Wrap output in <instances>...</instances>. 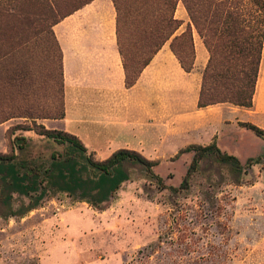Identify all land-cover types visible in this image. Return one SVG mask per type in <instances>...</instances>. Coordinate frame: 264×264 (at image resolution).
<instances>
[{
    "label": "rangeland",
    "instance_id": "374dc122",
    "mask_svg": "<svg viewBox=\"0 0 264 264\" xmlns=\"http://www.w3.org/2000/svg\"><path fill=\"white\" fill-rule=\"evenodd\" d=\"M34 6L23 5L17 17L3 20L10 37L3 45L8 54L0 57V153H10L16 138L25 136L23 148L15 147L19 159L51 160L54 151L68 154L73 149L28 128L36 122L64 130L61 118L5 119L11 113L25 114L34 108L59 111L64 106L62 47L55 22L62 19L68 4L63 2L53 12ZM184 28L192 31L193 38L198 32L191 19ZM164 50L170 52V42ZM203 62L200 58L189 80L183 81L189 84V95L177 101H194L206 66ZM168 70L171 82L181 80L182 76ZM16 72L24 76V82L12 87L6 78ZM263 75L264 69L260 95ZM163 82L159 79V84ZM145 93L140 87L132 98ZM192 108L195 105L188 104L182 113L192 114V137L183 134L162 140V128L139 135L145 142L146 153H141L159 162L155 171L167 189L135 168L103 211L58 194L24 217L0 215V264H264V136L248 124L253 112L229 102L203 111ZM126 137L139 140L129 133ZM213 140L223 152L240 159V181L225 164L204 159L190 187L180 189L194 153L177 156L179 150ZM22 142L18 139L17 145ZM126 143L122 145L127 147ZM88 151L101 160L111 155L103 147H88Z\"/></svg>",
    "mask_w": 264,
    "mask_h": 264
},
{
    "label": "trees",
    "instance_id": "16d2710c",
    "mask_svg": "<svg viewBox=\"0 0 264 264\" xmlns=\"http://www.w3.org/2000/svg\"><path fill=\"white\" fill-rule=\"evenodd\" d=\"M92 1L0 0V57L8 54L4 52L3 45L10 37V29L4 21L17 17L24 11L23 5L35 4L37 9L42 5L53 12L63 2H67V9L62 16L64 19ZM113 1L118 14V44L127 87L136 84L143 70L168 41L184 70H193L196 50L192 31L178 34L183 21L176 17L175 12L182 1L209 52L202 75L198 107L224 102L248 108L254 105L264 49V0H123L126 2L124 6L121 0ZM150 6L152 11L148 10ZM61 68L63 76L62 64ZM6 82L12 87L23 85L20 83L24 82V76L18 72L9 74ZM59 111L34 108L25 114L11 113L7 115L9 117H4L62 119L65 117V102ZM248 124L264 136V128ZM28 129L52 138L59 144L70 145L73 152L62 154L54 151L51 160L19 159L15 147L23 148L27 138H16L10 153H0V215L3 217H24L58 194H67L75 203L85 202L103 211L132 178L135 168H140L147 177L156 179L161 189L168 188L155 171L159 162L148 159L135 149L120 148L101 160L88 151L87 145L76 134L49 129L36 122L34 128ZM20 138L23 142L17 145ZM184 152H193L194 156L180 189L190 187L191 179L199 171L204 159L225 164L237 174V181H240L243 172L240 159L223 152L216 140L208 145L190 144L180 149L177 156ZM171 188L178 190L174 186Z\"/></svg>",
    "mask_w": 264,
    "mask_h": 264
},
{
    "label": "crops",
    "instance_id": "0c3cea01",
    "mask_svg": "<svg viewBox=\"0 0 264 264\" xmlns=\"http://www.w3.org/2000/svg\"><path fill=\"white\" fill-rule=\"evenodd\" d=\"M117 15L113 0H93L56 24L62 47L65 90L62 128L79 136L87 147L94 150L103 147L111 154L117 149L128 147L146 153L143 150L145 142L139 135L151 129H165L162 140L174 139L183 134L192 137L191 128L195 126L191 119L192 114H182L188 104L195 105L193 111H203L217 104L198 107L201 86L196 90L192 103L177 101V98L183 99L189 95V84L183 81L189 80L188 75L193 70H184L171 47L170 52L164 50L170 41L143 70L136 84L127 87L118 44ZM175 15L183 21L178 30L180 34L190 21L182 1L177 5ZM194 42V67L200 63V58L207 64L209 52L196 30ZM169 67L182 76L181 80L174 83L170 81ZM262 69L264 57L260 71ZM260 71L254 105L246 108L253 112L251 123L264 128V75L260 95ZM159 79L164 82L159 84ZM140 87L146 92L145 95L142 98H132ZM154 97H163L165 100H155ZM170 97H173L172 102ZM259 118L262 121H258ZM126 133L139 140L130 141ZM123 141L127 142V147L122 145Z\"/></svg>",
    "mask_w": 264,
    "mask_h": 264
},
{
    "label": "bare ground",
    "instance_id": "6f19581e",
    "mask_svg": "<svg viewBox=\"0 0 264 264\" xmlns=\"http://www.w3.org/2000/svg\"><path fill=\"white\" fill-rule=\"evenodd\" d=\"M263 57H264V55H263ZM261 88H262V86H261Z\"/></svg>",
    "mask_w": 264,
    "mask_h": 264
}]
</instances>
